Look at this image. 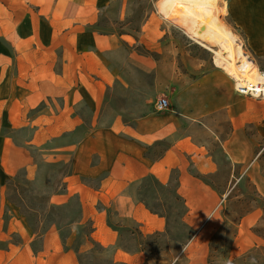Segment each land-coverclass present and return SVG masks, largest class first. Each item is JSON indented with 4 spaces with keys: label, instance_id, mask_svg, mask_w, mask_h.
<instances>
[{
    "label": "crops",
    "instance_id": "crops-1",
    "mask_svg": "<svg viewBox=\"0 0 264 264\" xmlns=\"http://www.w3.org/2000/svg\"><path fill=\"white\" fill-rule=\"evenodd\" d=\"M130 1L0 0V264H79L56 223L40 232L8 199L7 184L20 173L36 182L40 162L67 165L46 193L48 208L76 200L93 224L92 238L105 245L111 233L100 229L101 204L145 226L148 209L131 186L150 176L174 184L192 232L185 264H210L221 225L220 192L210 180L213 142L240 170L237 182L247 179L264 201V102L237 93L217 69L193 78L175 60L135 51L126 25H100L102 18L111 25L125 19ZM227 2L230 17L264 55V0ZM146 79L147 109L127 117ZM118 86L119 106L112 102ZM161 97L167 110L156 108ZM220 112L225 128L214 129ZM262 221L259 207L241 217L236 255L264 244L256 230Z\"/></svg>",
    "mask_w": 264,
    "mask_h": 264
},
{
    "label": "rangeland",
    "instance_id": "rangeland-1",
    "mask_svg": "<svg viewBox=\"0 0 264 264\" xmlns=\"http://www.w3.org/2000/svg\"><path fill=\"white\" fill-rule=\"evenodd\" d=\"M227 1L220 0V21L243 39L245 51L264 74V55L256 51L252 35L249 34L248 38L230 17L231 8H228ZM159 2L160 0H131L125 19L117 18L111 25L102 18L100 25L111 28L114 26L117 29L126 25L127 32L132 37L129 41L135 51L155 58L175 60L176 67L193 78L217 69L228 79L234 90L235 80L215 61L214 53L193 39L181 26L165 18ZM150 85L151 81L146 79L143 92L139 96L133 94L134 106L127 111V117H135L146 111L144 98L150 95ZM120 94L122 90L118 86L112 93V102L116 105ZM245 97H254L264 102V96L247 94ZM212 120L214 129L218 126L225 128L223 112ZM249 133L253 131L250 130ZM210 149L217 160L216 171L210 180L217 192H220L215 210L221 217V225L210 242V264H264V244L237 255L234 250L236 225L243 215L256 207L263 211V221L256 230L264 233V201L252 190L247 179L241 178L237 182L240 170H234L228 165L215 142ZM37 159L40 162L38 154ZM39 165L40 175L36 182L26 179L20 173L16 180L7 184L8 199L19 207V211L36 230L42 232L51 223H56L61 228L60 235L66 248L77 253L79 264L186 263L183 250L192 232L184 222V205L175 194L174 184L163 185L150 176L131 186L135 198L148 209L149 217L145 226L130 218H117L112 207L101 204L105 208L100 214V229L106 235L111 233V240L105 245L92 238L93 224L89 219H82L76 200L66 209H49L46 204L47 192L59 185L60 175L66 171L67 165H45L41 162Z\"/></svg>",
    "mask_w": 264,
    "mask_h": 264
},
{
    "label": "bare ground",
    "instance_id": "bare-ground-1",
    "mask_svg": "<svg viewBox=\"0 0 264 264\" xmlns=\"http://www.w3.org/2000/svg\"><path fill=\"white\" fill-rule=\"evenodd\" d=\"M219 3L220 0H160L159 8L165 18L214 53L215 61L237 86H255L264 94V74L245 51L243 39L220 21Z\"/></svg>",
    "mask_w": 264,
    "mask_h": 264
},
{
    "label": "built area",
    "instance_id": "built-area-1",
    "mask_svg": "<svg viewBox=\"0 0 264 264\" xmlns=\"http://www.w3.org/2000/svg\"><path fill=\"white\" fill-rule=\"evenodd\" d=\"M235 90H236L237 93L243 94V95L252 94L253 96H258V97L264 96L263 93L260 94L258 92V90H257V88L255 86H252L250 88H247V87L245 88L243 86H237V84H236ZM257 93H258V95H256ZM168 106H169L168 100L166 98H164V97L159 98L157 100V102H156V108L158 110H167Z\"/></svg>",
    "mask_w": 264,
    "mask_h": 264
},
{
    "label": "trees",
    "instance_id": "trees-1",
    "mask_svg": "<svg viewBox=\"0 0 264 264\" xmlns=\"http://www.w3.org/2000/svg\"><path fill=\"white\" fill-rule=\"evenodd\" d=\"M257 231L260 232L264 236V233H262V231H260V230H257Z\"/></svg>",
    "mask_w": 264,
    "mask_h": 264
}]
</instances>
